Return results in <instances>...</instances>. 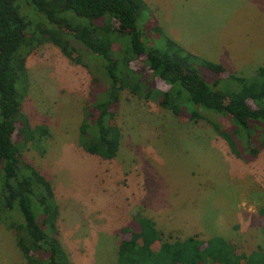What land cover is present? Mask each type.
Listing matches in <instances>:
<instances>
[{
  "label": "rangeland",
  "instance_id": "rangeland-1",
  "mask_svg": "<svg viewBox=\"0 0 264 264\" xmlns=\"http://www.w3.org/2000/svg\"><path fill=\"white\" fill-rule=\"evenodd\" d=\"M144 1L148 11H141L137 21L144 43L165 50L166 36L177 44L178 34L186 37L192 51L184 49L195 56L192 63L208 83L218 74L201 66L202 60H220L222 78L230 73L255 76L253 67L264 64V16L255 25L237 21L230 14L245 8L232 7L233 0ZM254 2L264 15V0ZM19 3L31 27L41 21L38 13L22 0ZM77 48L79 64L51 42L37 46L26 58V78L17 81V89L25 86L21 110L29 124L47 130L37 141L24 144L21 158L53 185L58 238L70 264H117L119 243L127 236L122 229L137 227L136 216L151 218L163 240L221 236L247 253L262 246L264 148L251 160L236 157L208 120H190L185 112L176 115L160 106L165 84L153 75L137 73L131 80L140 84V95L124 88L111 106L110 122L121 133L115 157L106 160L86 152L79 145L84 107L95 102L108 78L101 57ZM117 48L115 42L113 50ZM144 57L132 60L129 67L140 69ZM245 57L247 63L239 66L248 69L233 71L238 65L230 63ZM95 75L101 77L97 82L92 79ZM237 86L230 79L218 85L229 90ZM202 113L241 147L244 140L239 131L233 134V125H238L229 116ZM96 130L91 124V135ZM31 205L40 218L38 204ZM8 215L9 221L23 219L15 210ZM0 264H27L15 232L1 219Z\"/></svg>",
  "mask_w": 264,
  "mask_h": 264
},
{
  "label": "trees",
  "instance_id": "trees-1",
  "mask_svg": "<svg viewBox=\"0 0 264 264\" xmlns=\"http://www.w3.org/2000/svg\"><path fill=\"white\" fill-rule=\"evenodd\" d=\"M22 1L41 18L32 27L20 11L19 0H0V219L15 232L16 244L27 264H70L58 238V208L52 186L21 158L25 143L47 134L44 126L29 124L21 110L25 86L17 89V81L26 78L27 56L45 42L55 44L78 64L82 60L77 46L103 59L108 84L95 102L86 104L79 125V145L90 154L106 160L115 157L121 133L110 122L111 106L124 88L140 95V84L131 80L137 73L153 75L165 84V89L160 88V106L176 115L185 112L190 120H208L226 138L236 157L251 160L264 148V66L257 68L255 76L230 73L222 78L221 64L202 60L201 66L218 74L208 83L192 63L195 56L171 38L166 36L165 50L144 43L137 25L140 12L148 11L144 0ZM155 28L159 30V26ZM115 42L119 43L116 51ZM143 55V67L131 69L129 63ZM100 78L95 75L92 79L97 82ZM224 79L235 81L237 88L220 89L218 85ZM101 96L106 98L100 100ZM202 111L225 114L237 123L238 127L233 125V134L241 133L244 140L241 147ZM91 124L97 129L92 135ZM32 203L40 207L42 214L38 219ZM13 210L22 214V221H9L8 214ZM259 213L264 217V204ZM133 221L137 227L122 229L127 236L119 243L117 264H264V244L247 253L221 236L206 240L189 236L168 241L162 239L151 218L136 216ZM262 231L264 234V227Z\"/></svg>",
  "mask_w": 264,
  "mask_h": 264
},
{
  "label": "crops",
  "instance_id": "crops-1",
  "mask_svg": "<svg viewBox=\"0 0 264 264\" xmlns=\"http://www.w3.org/2000/svg\"><path fill=\"white\" fill-rule=\"evenodd\" d=\"M254 4H255L254 0H233L232 4H231L232 7H234V8L240 7V8H245V9L243 11L242 10H240V11L236 10L235 12H233V14H230V15L237 17V21L243 22V24H253V25H255L257 23L258 19L261 17V15L262 16H264V15H263L262 11L260 10V6H257V5H254ZM150 5H153V3L150 4ZM253 8H255V9H253ZM164 23H165V26H166V22L165 21H164ZM164 29H166V28H164ZM170 31H172L171 28H168V31H166V32L170 33ZM245 34H246V32H245ZM178 40H179L178 43L183 48H185L186 50H188V49L191 50L192 46H190L189 43H185L184 42V40L188 41V39L186 37H182L181 34H178ZM234 44L236 46V43H234ZM214 62L219 63V64H221L223 66V64L221 63L220 60H215ZM241 62L242 63H247V57H245L244 59H240V60H233L230 64L231 65H233V64L234 65H238V66L232 67L233 71L243 72L246 69H248L247 66L244 69L242 68V66H239ZM227 64H229V63H227ZM259 66H264V64L263 65L260 64ZM259 66H257V65L254 66L253 70H257V68ZM249 70H251V69H249ZM50 184H51V182H50ZM51 186H52V189H53V185L52 184H51Z\"/></svg>",
  "mask_w": 264,
  "mask_h": 264
}]
</instances>
